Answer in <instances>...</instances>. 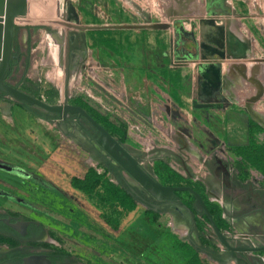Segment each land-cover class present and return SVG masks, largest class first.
Segmentation results:
<instances>
[{
  "label": "rangeland",
  "instance_id": "374dc122",
  "mask_svg": "<svg viewBox=\"0 0 264 264\" xmlns=\"http://www.w3.org/2000/svg\"><path fill=\"white\" fill-rule=\"evenodd\" d=\"M224 1L215 0V4L222 5ZM249 1L255 4V0ZM52 3L56 8L48 15L51 20L46 26L48 30L39 32L42 40L35 51L44 54V58L35 57L32 62L43 80L40 87L56 88L62 102L75 104L82 98L106 129L140 158L142 167L165 185H188L200 190L219 222L225 225L220 205L208 201L202 182L205 170L194 164L196 160L190 150H196V142L205 143L213 151V159L232 163L241 181H249L252 173L264 176V101L257 104L258 108L255 102L248 103L249 99L245 103L229 104L228 96L219 90L212 95H196L195 100H208V108L194 103L180 107L163 93L160 82L166 80L169 84L178 76L177 80L182 78L183 87L189 92L193 86L191 77L182 75L179 72L182 67L172 66L171 59L183 53L192 54L187 61L195 59L199 49L218 52L223 46L225 50L227 35L223 37V45L219 33L216 41L213 36L206 42L200 41L204 48L199 44L200 32L206 27L205 19L210 23H225L235 15L233 10H215L209 7V1L200 19L189 9L180 8L174 0H53ZM243 12H249L252 17L264 15L263 8L243 9ZM250 28L256 35L264 33V25ZM15 31L16 25L14 38ZM262 45L264 49V39ZM16 73L17 68L12 66L9 75ZM261 92L264 96L262 88ZM249 107L263 122L252 118ZM197 108L207 115L196 116ZM230 126L240 131L241 140L246 142L247 137L246 146L230 145ZM79 137L72 139L69 145L73 148L63 154V163L70 171L50 161L44 164L48 167L44 171L30 167L22 176L16 173L14 180H11L13 176L8 177L10 185H0V209L17 208L42 221L55 241L46 245L70 254L80 264H236L233 260L221 262L196 255L154 208L150 216L156 219L155 224L147 217L144 223L130 226L134 222L129 220L134 212L129 208L131 204L140 209L146 206L131 188L139 192L142 187L122 169L118 180L106 167L117 166L115 161L87 137ZM170 156L176 157L180 164L171 165ZM53 165L59 169L56 179L49 170ZM189 169L198 172L193 174L197 179L188 175ZM88 170L101 175L105 183L91 193L77 190L71 184L72 177ZM260 185L264 186V179ZM177 192L181 202L191 209L192 194ZM123 201L127 206H123ZM117 221L125 224L121 233ZM198 226L200 230L207 227L203 233L213 234L205 215ZM206 244L216 252L223 248L221 243V246L214 242Z\"/></svg>",
  "mask_w": 264,
  "mask_h": 264
},
{
  "label": "crops",
  "instance_id": "0c3cea01",
  "mask_svg": "<svg viewBox=\"0 0 264 264\" xmlns=\"http://www.w3.org/2000/svg\"><path fill=\"white\" fill-rule=\"evenodd\" d=\"M174 1L175 3L179 2L178 6L180 8H186L196 15L198 14L200 19L204 16L209 1L211 2L209 7L215 8V10L232 9L235 15L233 18H228L225 23L223 21L220 23H210L208 20H204L203 26L206 27H203V30L200 32L201 38L199 44L204 47L200 41L205 40L206 42L209 38L211 39V36L215 37L216 41L218 39L216 38V33H219L221 34L219 39L222 45L223 37L225 35L228 37L226 39L228 43L225 46V50L223 46V50L221 49L218 52L199 49L196 54L195 52L193 53L195 54V59L192 58L189 61L182 60L183 56L189 54L178 52L181 55L171 59V65L176 68L182 67V70H179V72L182 75L188 74L193 81V86L189 88L188 92L183 87L182 78L181 80H177L178 76H176L175 80L177 81L171 80L169 84L166 80L163 82L164 84L160 82V88L164 89L163 93L167 94L172 102L181 107L187 103L192 104L196 95L203 96L209 93V91L211 92L212 89H216L217 92L220 90L222 94L228 96L229 104L235 102L245 103L249 99L248 103L255 102V108H258L257 104L264 101V96L261 92V88L264 90V49L262 45L264 33L262 31L256 35L255 32H252L250 26L264 25V15L252 17L249 12H243V9L250 10L254 7L264 9V0H255V4H252V1L249 0H223L222 5L215 4V0ZM52 2L53 0H27V13L24 17L17 18L18 20L21 19V22H18V20L16 22L12 53L20 72H25L27 79L36 84H40V81L42 82L43 80L38 70L34 68L36 65L32 66V62L35 57L39 58V60L44 58V54H40V52L35 53V51L39 48L42 40L39 32L42 29L48 30L46 26L51 21L48 15L56 8ZM180 2L182 3L180 4ZM5 9L6 0H1L0 29L2 30L4 29ZM220 25H222V28H219ZM258 29L261 31V28ZM2 44L3 39L0 41V56ZM224 44L226 45V43ZM27 52L30 53V63L29 67L25 68L22 60L23 54ZM176 60L180 62H175ZM67 66L68 61L66 59V68ZM203 77L208 78L213 84ZM14 79L12 77L7 82L16 84V79ZM202 83H205V85H202ZM26 90L24 92L35 95L32 89ZM47 95L42 88L37 93L38 98L46 102ZM253 98H257V100L253 102ZM141 99L144 98L142 97ZM196 99L198 103H203L205 98L203 100ZM59 102L61 103L62 101H59L58 96L54 95L53 102L50 104ZM29 107L30 109L23 107L17 100L0 92V185H5V187L6 185H10L7 183L8 177L13 176L11 180H14L16 179V175H18L16 173L22 176L30 167L39 168L44 171V168H48L44 164L50 161L70 171L69 166L64 165L62 160L65 150L73 148L69 144L73 142L72 139H75V136L72 135L68 127L69 123L66 124L65 128L63 127L64 122L60 121L58 114L37 106ZM194 114L201 116L205 112L203 109L197 108L194 109ZM229 129L232 130L234 128L230 126ZM229 136V140L232 143L230 145L246 146L248 139L244 135L246 142L243 139L241 140L239 130H232ZM194 144L196 150L192 148L190 152L194 154L193 159L196 160L194 164L201 171L205 170L202 175L204 177L202 182L208 194V201L217 202L222 209L221 218L225 221V225L221 224L220 230L234 242L245 241L248 245H254L255 247L264 246V186L260 185L264 176L252 173V178L249 181H241L237 179L236 171L233 169L231 162L222 161L224 163L223 168L217 159L212 158L213 151L205 143L200 144L196 142ZM168 161L171 165L180 164L176 157L173 156H170ZM182 165L187 169L184 161ZM190 166L195 168L193 164H190ZM106 167L108 168V166ZM225 167L227 168L226 171ZM10 168L14 170L11 173L7 170ZM18 170L19 172H17ZM49 170H51L54 179H56L55 177L58 178L56 172L59 169H56L53 165ZM194 173L198 175L197 171L189 169L188 175L195 180L198 177L194 176ZM200 194L203 197V193L201 192ZM203 199L206 203L207 201L204 197ZM169 203L168 206L155 212L165 217L167 225L171 230L177 234L181 242L191 246L196 255L199 254L200 257L206 255L208 259L218 261L215 255L219 254L222 248H219L218 252H216L210 246L208 247L207 242L204 240L207 238L210 243L214 242L217 246L221 245L213 234L208 232L203 233V231L207 230V227H203V230H200L198 224L201 222L202 215L192 208L189 211L179 199H175ZM206 205L208 207V202ZM13 209L18 210L17 208ZM29 210L33 211L34 209ZM35 211L40 214V211ZM147 217L146 214H139L137 210H134L129 215V220L134 221L130 226L138 222L144 223L147 221ZM148 221L150 222V220ZM122 226L124 229L125 224H122ZM260 255L264 256V250L256 253L257 261L260 264H264V260Z\"/></svg>",
  "mask_w": 264,
  "mask_h": 264
},
{
  "label": "water",
  "instance_id": "95a60500",
  "mask_svg": "<svg viewBox=\"0 0 264 264\" xmlns=\"http://www.w3.org/2000/svg\"><path fill=\"white\" fill-rule=\"evenodd\" d=\"M1 1V0H0ZM27 13V0H6V20L5 28L2 34V29H0V41L3 39V60L0 62V92L23 103L28 106H37L46 111L58 114L61 122H64L63 127L66 128V120L70 115L83 118L87 121L91 127L94 129L93 138L98 147H100L109 157H111L115 163L128 175H130L135 181H137L142 190L139 192L131 188V191L136 194L140 200L148 207L158 210L162 203H167L168 201H174L177 191H188L190 192L194 200L192 202V208L199 214H203L207 217L212 230L213 235L219 240V242L225 247L226 251L220 255H215L218 261L224 262L228 260H233L235 263L248 264L244 262V259L238 256V253H253L257 251L264 250L262 247H253L247 245H234L228 236L220 230L217 226L214 218L212 217L202 195L196 191L193 187L188 185H165L161 183L157 178L150 174L144 167H142L140 158L135 156L127 147L121 144L102 124L98 123L82 106L68 103L67 101L59 102L56 104H50L45 100L38 98L36 96L30 95L18 87H15L8 83L5 79L8 71L11 67V57L13 52L14 43V30L15 21L18 17H24ZM161 27L166 26L165 24H160ZM188 54V53H186ZM192 54L185 55V59L191 58ZM67 80H68V66L66 68ZM207 81L208 78L203 77ZM66 80V82H67ZM211 84L213 82L210 81ZM205 85V83H202ZM216 89L207 93V95H212ZM257 98H253V102ZM198 107L208 108L210 104L208 100H204L203 103H198L197 100L193 102ZM249 112L252 118L258 122H263L260 115L253 111L249 107ZM176 157L180 158L178 154L173 153ZM181 159V158H180ZM218 163L224 168L222 160H218ZM227 168L225 167V171ZM144 193L145 196H140ZM148 198V200L146 199ZM149 198L153 200L151 204H148ZM147 200V201H146ZM191 211L190 208H187Z\"/></svg>",
  "mask_w": 264,
  "mask_h": 264
},
{
  "label": "flooded vegetation",
  "instance_id": "af4514ba",
  "mask_svg": "<svg viewBox=\"0 0 264 264\" xmlns=\"http://www.w3.org/2000/svg\"><path fill=\"white\" fill-rule=\"evenodd\" d=\"M13 57L14 54L12 53ZM9 72L10 70L5 77L6 81L14 77L10 76ZM68 123L72 135L75 137L81 135L82 138L87 137L94 143V146L98 147L93 138L94 129L87 124V121L70 115L66 120V124ZM146 199L148 200V198ZM147 202L151 204L154 201L149 198ZM169 202L172 201L162 203L159 209L168 206ZM49 232L50 230L41 221L22 213L20 210L0 209V264H80L70 254L46 245L55 242ZM230 241L234 245L241 244L255 247L254 245H248L245 241ZM225 251L226 249L223 247L217 255ZM257 252L238 253V256L248 264H260L256 258ZM240 264L244 263L241 262Z\"/></svg>",
  "mask_w": 264,
  "mask_h": 264
},
{
  "label": "trees",
  "instance_id": "16d2710c",
  "mask_svg": "<svg viewBox=\"0 0 264 264\" xmlns=\"http://www.w3.org/2000/svg\"><path fill=\"white\" fill-rule=\"evenodd\" d=\"M23 55H24L23 56V60H22L23 61V65L25 66V68H27V67H29V63H30V53L27 52V53H24ZM12 66H16V68H17V73L14 76V78H17L18 77V79L16 80V84H11V83L10 84L13 85V86H15V87H18L22 91H27L26 89H28V90L32 89L34 91V93H35V95H33V96L38 97L37 96V93L41 90L40 84L39 83L36 84L35 82L27 79V77L25 75V72H20V70L17 67V62H16L15 57H13L11 59V68H12ZM44 91H45L46 95L48 94L47 95L48 98H46V99H47V102H49V103L53 102V96L54 95H57L58 96V90H56V88H53V89H44ZM80 99H81V101H78L75 104L82 106L98 123L102 124L101 121H99L98 118L95 115H93V113L89 109L90 108L89 105L84 100H82V98H80ZM21 105L23 107L27 108V109H30L29 106H27V105H25L23 103H21ZM108 169L114 174V176L118 180H121V175H120V169L121 168L118 165L115 166L113 164H109L108 165ZM75 177H77V178H75ZM72 178H73V179H71L72 186L74 188H76L77 190L83 191L85 193H91L98 186H104V184H105L104 181H103V179H102V176L99 175V174H97L94 170H88L87 172L84 171L83 175H81V176H74ZM120 182H122V181H120ZM177 186H180V184H177ZM195 190L198 191L199 193H201L199 190H197V189H195ZM175 199L176 200L177 199L180 200L179 192L176 193ZM122 203H123V206L124 207L127 206V204H128L126 201H123ZM206 204H207V202H206ZM136 207L137 206L132 203L129 208L132 209V210H137V213H139V214H142V213L143 214H146L149 217V220H150V222L152 224H155L157 222L155 218H153V217L150 216V212H153L154 211L153 208L146 207L145 206L142 209H139V208L137 209ZM208 209H209L212 217L214 218L217 226L219 228H221V223L219 222V219L215 215V213L213 211L214 209L212 207H210L209 205H208ZM110 226H112V224H110ZM116 227L119 229L118 231L120 233L123 231V226L119 222L117 223V226ZM204 241L207 242V243L210 242L207 238H205Z\"/></svg>",
  "mask_w": 264,
  "mask_h": 264
},
{
  "label": "bare ground",
  "instance_id": "6f19581e",
  "mask_svg": "<svg viewBox=\"0 0 264 264\" xmlns=\"http://www.w3.org/2000/svg\"><path fill=\"white\" fill-rule=\"evenodd\" d=\"M5 20H6V9H5V14H4V28H5ZM3 32H4V30H3ZM1 60H3V47H2V53H1V56H0V62H1Z\"/></svg>",
  "mask_w": 264,
  "mask_h": 264
},
{
  "label": "built area",
  "instance_id": "2783aa9c",
  "mask_svg": "<svg viewBox=\"0 0 264 264\" xmlns=\"http://www.w3.org/2000/svg\"><path fill=\"white\" fill-rule=\"evenodd\" d=\"M185 56H183V59L182 60H187V59H185L184 58ZM175 62H180L179 60H176ZM182 62H184V61H182ZM41 82V81H40ZM223 249V248H222ZM260 257L264 260V256H262V255H260Z\"/></svg>",
  "mask_w": 264,
  "mask_h": 264
}]
</instances>
